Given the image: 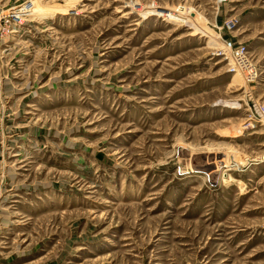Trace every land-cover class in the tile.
I'll return each mask as SVG.
<instances>
[{
	"label": "rangeland",
	"instance_id": "374dc122",
	"mask_svg": "<svg viewBox=\"0 0 264 264\" xmlns=\"http://www.w3.org/2000/svg\"><path fill=\"white\" fill-rule=\"evenodd\" d=\"M0 264H264V0H0Z\"/></svg>",
	"mask_w": 264,
	"mask_h": 264
},
{
	"label": "bare ground",
	"instance_id": "6f19581e",
	"mask_svg": "<svg viewBox=\"0 0 264 264\" xmlns=\"http://www.w3.org/2000/svg\"><path fill=\"white\" fill-rule=\"evenodd\" d=\"M213 41H215V42H217V43H219L220 41L218 40V39H213ZM230 47V46H229ZM240 65V64H239ZM244 66V65H243ZM240 69H241V67H240ZM239 68H233V70H235L234 72H233V74L234 75H236L239 79L240 78H242V75H244L243 74V72L240 70ZM247 73V72H246ZM246 75V74H245ZM246 77H248V76H246ZM252 77V76H251ZM223 162H225V161H223ZM225 165V167H228V165L225 163L224 164ZM231 166V165H230ZM227 171V170H226Z\"/></svg>",
	"mask_w": 264,
	"mask_h": 264
},
{
	"label": "built area",
	"instance_id": "2783aa9c",
	"mask_svg": "<svg viewBox=\"0 0 264 264\" xmlns=\"http://www.w3.org/2000/svg\"><path fill=\"white\" fill-rule=\"evenodd\" d=\"M228 45H230V47H231V44H228ZM228 45H227V46H228Z\"/></svg>",
	"mask_w": 264,
	"mask_h": 264
}]
</instances>
